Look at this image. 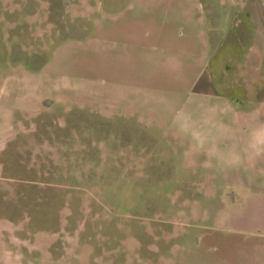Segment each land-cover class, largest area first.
I'll use <instances>...</instances> for the list:
<instances>
[{
	"label": "rangeland",
	"instance_id": "rangeland-1",
	"mask_svg": "<svg viewBox=\"0 0 264 264\" xmlns=\"http://www.w3.org/2000/svg\"><path fill=\"white\" fill-rule=\"evenodd\" d=\"M196 1L0 0V264H264V0Z\"/></svg>",
	"mask_w": 264,
	"mask_h": 264
},
{
	"label": "crops",
	"instance_id": "crops-1",
	"mask_svg": "<svg viewBox=\"0 0 264 264\" xmlns=\"http://www.w3.org/2000/svg\"><path fill=\"white\" fill-rule=\"evenodd\" d=\"M142 2L143 3L147 2L148 5L150 3H153V2H159L161 10H162V15L165 18H174V19H178V18L179 19H181V18H193L192 16L194 14H196L195 11L197 10L196 9V2H197L196 0H142ZM187 32L190 33V31H187L186 29H182V35L186 34ZM187 35H189L191 37V42L195 40L194 37L191 34H187ZM182 37H184V36H182ZM99 38L100 37L98 36V39ZM135 38H138V36L135 37ZM191 42H190V44H191ZM127 43L129 45V44H131L133 42L130 39V40L127 41ZM171 47H173V46H171ZM178 47H180V44H178ZM182 47H184V45ZM182 47H181V49L183 51L185 48L183 49ZM186 47H188V46H186ZM180 79H182V78H180ZM202 92L204 94H207L209 91L205 90V91H202ZM209 94H210V92H209ZM178 100L179 99L174 100L172 98L171 102L174 103V102H176ZM168 104L171 105L170 102H168ZM224 107H225L226 110H228V106H224ZM211 108H209V109H211ZM167 109L168 110H172V109H174V107L173 106L167 107ZM222 124L224 125V123H222ZM226 127H228V126H226ZM232 142L234 144L236 143V145H240V144L241 145H245V144L248 143V141H246V140L242 141V139H240V138L230 140L231 144H232ZM249 145H251L253 147V149L257 148V149L254 150V152H253L254 156H252L251 158L261 157V160H263L264 159V140H258L257 143H253L252 142V144H249ZM226 146H230V145L226 144ZM245 149H244V151H245ZM223 151H225V150H223ZM238 176H241L240 177L241 179H244V178H248L249 179V177L244 175V174L241 175V174L238 173ZM244 182L245 181H242V184H244ZM234 186L235 185H231L230 188H233ZM229 191H232V190H229ZM252 191L254 192L255 190L252 189ZM247 194H250V193H247Z\"/></svg>",
	"mask_w": 264,
	"mask_h": 264
}]
</instances>
